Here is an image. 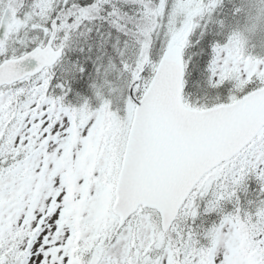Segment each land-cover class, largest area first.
<instances>
[{"label":"snow or ice","instance_id":"snow-or-ice-1","mask_svg":"<svg viewBox=\"0 0 264 264\" xmlns=\"http://www.w3.org/2000/svg\"><path fill=\"white\" fill-rule=\"evenodd\" d=\"M0 264H264V0H0Z\"/></svg>","mask_w":264,"mask_h":264}]
</instances>
